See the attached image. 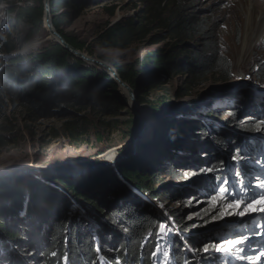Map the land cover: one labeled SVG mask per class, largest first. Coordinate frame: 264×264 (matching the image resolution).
<instances>
[{"label":"rangeland","instance_id":"374dc122","mask_svg":"<svg viewBox=\"0 0 264 264\" xmlns=\"http://www.w3.org/2000/svg\"><path fill=\"white\" fill-rule=\"evenodd\" d=\"M150 1L81 0L79 1L80 5L82 4L81 8L76 11L68 6H62L59 13L62 30L66 35L86 45L85 50H81L83 53L90 55L87 51L94 52V55L90 56L106 63L98 65L81 60L86 66L99 69L102 79L118 85L116 101L119 107L114 109L116 113L109 114L100 109L99 103L88 106L87 102L94 103L97 98L85 96L73 89L58 88L56 85H51L43 91L27 88L28 90L19 93L18 99L12 101L5 97L8 104H3L4 111L0 113V142L4 145L0 147V179L6 177L5 172L20 169L28 171L27 179H33L37 177L39 166L47 171L49 177L77 178L89 167V162L102 158L109 172V177L104 179L108 181L107 184L122 185L133 197L136 194L143 198L147 192L139 189L138 178L135 176L138 173L146 176L143 184L149 188L155 186L175 194L167 198L163 196L153 204L155 215L164 223L165 229L154 240L158 245L154 251L159 254V264H165L164 253H167V256L172 253L170 249L176 243L175 234L180 235L182 247L188 251L193 250L191 237H199L208 232H214L219 241L251 236L253 244L259 241L256 252L264 251V227L257 229L260 235L252 231L255 225L264 226V214L243 217L228 215L226 213L234 211V208L228 207L234 205V200L223 192L213 191L214 187L205 189L199 185L200 179L207 175V163L215 147L213 141L209 140L214 134L213 129H201L205 127L203 122L210 125L209 127L214 125L227 128L230 124L228 122L232 119L229 114L234 108L238 105L243 107L246 100L258 103L264 98L262 78L264 29L259 24L260 17L264 16V0H187L195 15L204 18L205 21H211L214 25L215 34L218 35L217 48L222 49L230 64L229 77L225 80H212L205 75L189 79L183 78L176 72L154 77L153 73L149 72L150 67L144 66V62L157 53V43L149 45L144 37L136 43H128L122 49H104L101 46L100 41L104 31L116 22L121 23L141 17L150 8ZM9 5L0 2V54L5 50L4 45L8 41L14 43L15 48L14 52L7 53L6 56L22 55L23 52L33 54L43 45L45 46V40L55 41L47 28L43 33H24V30L19 32L13 28L3 17ZM106 5L109 7L105 9ZM251 14L253 18H250ZM253 32L257 38L251 45ZM106 59H115L120 63L132 65L142 59L138 76L144 83L141 88L146 92L135 91L138 93L137 100L139 101V95L149 101L158 96L161 97L159 102L165 100L170 103V110L157 114L151 106L141 104L139 101V106L146 114L147 125L136 134L135 140L131 139L137 124L133 131L129 132L127 121L136 118L138 123L139 116L136 114L134 103L121 88L120 81H117V76L110 71L112 68L118 69ZM118 73L119 78L124 79L120 72ZM148 85L152 87L151 91H148ZM197 101L199 103L194 104ZM6 118L12 123L11 130L4 128V124L7 123ZM246 118H249L247 114L242 120ZM64 122L69 124L65 126ZM154 122L161 124V127L167 125L165 123L172 125L166 134H161L162 139L157 141V144L152 143V137L158 131L150 125ZM172 135L182 136L180 143L175 138L172 139ZM166 138L168 139L165 140ZM13 142L15 143L11 144ZM202 153L207 155L203 156ZM136 157L140 160L128 173L124 174L119 170L123 158ZM252 164L255 169L258 168L260 171L261 168L264 169L260 163L252 162ZM173 171L179 173L180 177L173 176ZM237 171L233 167L229 173L232 177L231 184L236 188L237 193H241ZM256 176L258 173L246 175L242 178L243 184L248 185L249 178ZM260 179L264 181V175H260ZM97 182L88 184L87 191ZM255 182L253 179V183ZM100 184L101 182L98 185ZM219 184L223 187L227 185L220 181ZM6 190H0L1 197H7ZM35 190L32 188L25 194L20 213L28 209L30 202L38 200V193L36 194ZM247 194L251 196V193ZM242 195H237L236 199H242L245 204L250 202L249 197L245 198L246 194ZM78 205L84 209L79 208ZM78 205L64 210L81 216L89 232L95 233L94 229L97 225L92 216H89V206ZM46 208L49 206L43 201L38 210ZM216 210L219 211L217 220L209 218L210 211L217 214ZM102 211L101 220L106 222V225L111 224L110 216ZM173 212L176 213L175 216ZM176 216H179L189 227L187 234L180 233L182 226L175 219ZM231 216H234L233 221H229L230 219L227 221ZM158 248L160 251H157ZM24 249L18 250L20 256L24 258L23 263L41 264L44 262V253L49 248L40 249L38 246L26 251ZM0 254L2 257L3 254ZM249 254L252 253L246 248L245 253L237 252L236 255ZM230 257L233 260L231 264H249L247 260L241 261ZM154 259L156 260V256ZM260 262H264V256H260ZM252 264L259 262L254 259Z\"/></svg>","mask_w":264,"mask_h":264},{"label":"trees","instance_id":"16d2710c","mask_svg":"<svg viewBox=\"0 0 264 264\" xmlns=\"http://www.w3.org/2000/svg\"><path fill=\"white\" fill-rule=\"evenodd\" d=\"M79 1L81 0H51V23L70 45L85 50L84 43L64 33L59 17L62 6H68L73 11L79 10L82 5ZM151 1L153 3H150ZM151 1L150 8L141 17L121 23L116 22L104 31L101 36V46L104 49H122L128 43H136L144 37L149 45L157 43V53L144 62V66L150 67L149 72L153 73L154 77L176 72L183 78L189 79L204 75L212 80L227 79L230 64L222 49L217 48L218 35L215 34L211 21H205L204 18L195 15L187 0ZM0 2L10 4L3 17L19 32L24 30V33H43L47 30L45 0H0ZM107 7L109 6H104L105 9ZM4 46L5 50L0 54V113L4 111L3 104H8L5 97L12 101L18 99L19 93L28 90L27 88L43 91L51 85L62 89H73L85 96L97 98L94 103L87 102L88 106L99 103L101 110L109 114L116 113L114 109L119 107L116 101L118 85L102 79L99 69L86 66L56 41L45 40V46L43 45L33 54L6 56L7 53L14 52L15 46L10 41ZM87 52L94 55V52ZM106 61L118 69L123 80L135 91L146 92L141 88L144 83L138 76L142 59L135 65L120 63L115 59H106ZM262 78L264 79V72ZM148 88V91L152 90L150 85ZM138 97L141 104L151 106L157 114L170 110L169 102L158 101L161 97L156 96L157 98L150 101L141 95ZM198 103L197 101L194 104ZM243 104V107L238 105L229 114L232 119L228 122L230 124L227 128L214 125L209 127L210 125L203 122L205 127L201 129H213L214 134L209 140H212L215 146L207 163V168L210 166L213 171L207 172V175L199 181V185L205 189L223 187L219 181L220 183L228 181L226 187L233 188L229 173L233 167L241 173L242 178L255 173L261 175L260 169H255L252 162L264 166V98L258 103L246 100ZM8 108L10 109V105ZM246 114L249 118L242 120ZM6 119L4 128L11 130L12 123L8 118ZM64 124L67 126L69 123L64 122ZM127 124L129 132H132L137 124L136 118L135 120L133 118V121L129 119ZM165 124L167 125L162 127L155 122L150 124L154 130H158L152 137V143L157 144V141L162 139L161 134H166L172 126ZM171 138H175L180 143L182 136L172 135ZM2 146L4 145L0 142V147ZM233 156H236L237 160H233ZM139 160L138 157L122 159L119 170L124 174L128 173ZM212 173L214 174L211 176ZM172 174L180 177L179 173L174 171ZM135 176L138 178L139 189L147 191L143 198L136 194L134 197L129 195L122 185L107 184L108 181L104 180L109 177L107 168L79 174L77 178L48 176L45 181H41L42 178L39 177L26 178L20 186L15 178L0 179V190L7 189L8 192L7 197L0 196V253L3 254L0 257V264H27L23 263L24 258L20 256L18 250L25 248L26 251L38 246L40 249L49 248L44 253V262L41 264H65V257L67 264H159V254L154 251L158 245L154 240L165 229L164 223L155 215L153 204L163 196L167 198L175 194L155 186L149 188L143 184L146 176L141 173ZM49 180L52 185L46 183ZM93 181L98 182L87 191L86 186ZM32 188L36 189L38 200L30 202L28 209L20 213L23 198ZM242 194L245 193H239L243 196ZM227 197L231 198V196ZM247 197L249 194L245 195V198ZM43 201L49 208L38 210ZM78 204L89 206V216H92L97 225L94 229L95 233L89 232L81 216L64 210L72 206L77 207ZM102 210L110 216L111 224L106 225V222L101 220ZM3 211L9 213L8 219L2 216ZM42 211L53 212L57 221L51 225L49 234L42 241L32 244L30 240L35 234L32 229L37 226ZM216 212L217 214H214L210 211L209 218L217 220L219 211ZM172 214L176 215L174 212ZM61 217L68 219L65 221L57 219ZM233 218L234 216H231L227 221L229 219L233 221ZM175 219L182 226L180 233L187 234L189 227L179 216ZM175 235L176 243L171 246L172 253L164 260L165 264H231L232 258L228 254L214 251L206 253L201 250L205 244L212 249L216 246L215 242H220L214 232L201 234L199 237L189 235L193 238L190 241L193 246L192 251L185 250L180 235ZM22 240L26 242L18 245L17 243Z\"/></svg>","mask_w":264,"mask_h":264},{"label":"snow or ice","instance_id":"6c2138e0","mask_svg":"<svg viewBox=\"0 0 264 264\" xmlns=\"http://www.w3.org/2000/svg\"><path fill=\"white\" fill-rule=\"evenodd\" d=\"M239 151V150H237ZM203 156H206V153H202ZM233 160H237L236 156L232 157ZM202 171V170H197ZM212 167L207 168V172H212ZM261 175H264V169H261ZM236 176L238 178V187L242 192L245 194L251 193V196L249 197L250 202L246 203L242 199H236V196L239 195L237 193L236 188L233 187L231 189H228L225 187H217L213 191H219L226 194V196H231V198L234 200V205H229L228 207L234 208V211L228 212L226 214L228 215H239L241 217L245 215H252V214H264V195H260V193H264V181H261L260 175L256 177H250L248 185L243 184V179L241 177V173L237 171ZM253 179L256 181L253 183ZM225 185L227 182H222ZM255 223V222H254ZM261 227H264L262 225H255L253 232H256L257 235H260L261 233L257 231V229H260ZM259 245V241L256 242V244L252 243L251 236H244V237H237L235 239H229V240H222L216 246L212 249L209 248L207 244H205L202 247L203 252H220L223 254H228L232 256L235 259L244 261L247 260L249 264H252L253 260L255 259L259 264H264V262H260V256H264V251H261L259 253L256 252V248ZM247 248L249 255H239L237 256V252L239 253H245V249ZM99 251V249H97ZM157 251H160L158 248ZM155 255V253H153ZM164 259H167V253L163 254ZM65 264H67V257H65Z\"/></svg>","mask_w":264,"mask_h":264},{"label":"water","instance_id":"95a60500","mask_svg":"<svg viewBox=\"0 0 264 264\" xmlns=\"http://www.w3.org/2000/svg\"><path fill=\"white\" fill-rule=\"evenodd\" d=\"M50 4H51V0H45V11H46L45 26L49 30L52 38L57 43H59L62 47H64L69 53H71L73 56H75L76 58H79L80 60H84V61H86L88 63H92V64L105 65L106 63L101 62L100 60H98V59H96L90 55H87V54L83 53L81 50L70 45L62 37V35L60 33H58L53 28L52 23H51L52 17H51ZM24 54H26V53H24ZM110 71H112V73L115 74V72L113 70L110 69ZM121 86L125 87L127 89V94L129 96V98L131 99V101L134 103L136 114L139 116V119H140L139 122L137 123L136 131L133 134V137L131 139V140H135L136 134H139L143 130V128L147 125L146 114H145L144 110L141 108V106H139L140 103L137 100L138 93H136L135 90L127 82H125V84L121 83ZM168 119H169V117H168ZM89 163H90V165L86 170L83 171L84 173H87L90 171H95L96 169H100V168H105L104 159H102V158L101 159H93ZM27 172L28 171L25 169H20L19 171H11V172H7V173L5 172L6 177H4V178H15L18 180L17 184L20 186L23 184L22 182H24L23 179L27 178L26 177ZM46 172L47 171H45L43 168H41L39 166V169L37 170V177L42 178L41 181H43V180L45 181L46 178L48 177ZM46 183H48V184L51 183L49 185H52V182L50 180ZM2 216L5 219H8L9 213L7 211H3ZM57 219L58 220L64 219V221H65L68 218L67 217L66 218L61 217V218H57ZM56 221L57 220L55 219L53 212L42 211L41 217L39 218L37 226L32 229L35 234L31 237L30 242L32 244H36V243H39L40 241H42L46 237V235L49 234L51 225ZM25 242L26 241L22 240L21 242H18L17 244L22 245Z\"/></svg>","mask_w":264,"mask_h":264},{"label":"bare ground","instance_id":"6f19581e","mask_svg":"<svg viewBox=\"0 0 264 264\" xmlns=\"http://www.w3.org/2000/svg\"><path fill=\"white\" fill-rule=\"evenodd\" d=\"M254 10H255V8H254ZM253 18V14H251L250 15V18ZM257 21V20H256ZM259 24H261V27H262V29H264V16H261L260 17V23ZM262 32V31H261ZM261 35V34H260ZM257 36H259V34L257 35ZM257 37L255 36V34H254V32H253V34L251 35V41H252V44L251 45H253V42H255L254 40L256 39ZM251 45H250V47H251ZM27 48H30V46L28 47L27 46ZM23 53H27V52H23ZM113 69H115V68H113ZM116 71V70H115ZM112 73V72H111ZM113 74V73H112ZM116 76H117V81H120L119 83H120V85H121V83H124L123 82V79H121V78H119V76H118V73L116 72ZM122 81V82H121ZM125 84V83H124ZM121 88L123 89V90H125V92L127 93V89L125 88V87H122L121 86ZM233 261V260H232ZM229 262V261H228ZM239 262V261H238Z\"/></svg>","mask_w":264,"mask_h":264},{"label":"built area","instance_id":"2783aa9c","mask_svg":"<svg viewBox=\"0 0 264 264\" xmlns=\"http://www.w3.org/2000/svg\"><path fill=\"white\" fill-rule=\"evenodd\" d=\"M111 70H113V71L115 72V75H116V72H117L118 70L113 69V68H112ZM115 70H116V71H115ZM118 72H119V71H118ZM118 72H117V73H118ZM118 75H119V73H118ZM116 79H118V78H116Z\"/></svg>","mask_w":264,"mask_h":264}]
</instances>
